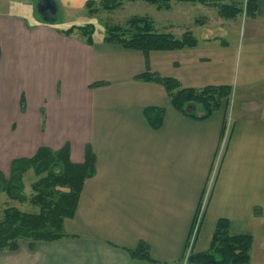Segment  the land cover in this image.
Segmentation results:
<instances>
[{
  "label": "crops",
  "instance_id": "0c3cea01",
  "mask_svg": "<svg viewBox=\"0 0 264 264\" xmlns=\"http://www.w3.org/2000/svg\"><path fill=\"white\" fill-rule=\"evenodd\" d=\"M51 1L57 21L61 9L71 19L97 0ZM252 1L257 20L264 0ZM25 3L0 0L7 7L0 10V176L7 180L13 161L40 148L67 147L70 162L81 165L86 146L95 175L63 222L69 238L32 251L21 243L0 253V264H191L184 256L196 223L191 252L201 254L219 220L229 236L252 237L249 264H264V30L233 49L202 44L145 57L103 40L89 45L77 32L65 36L67 22L57 30L35 9L22 11ZM170 32L179 39L187 30ZM146 60L151 73L183 88L232 87V101L205 121L186 118L163 87L135 80ZM146 110L163 111L159 128ZM139 243L152 263L129 257Z\"/></svg>",
  "mask_w": 264,
  "mask_h": 264
},
{
  "label": "trees",
  "instance_id": "16d2710c",
  "mask_svg": "<svg viewBox=\"0 0 264 264\" xmlns=\"http://www.w3.org/2000/svg\"><path fill=\"white\" fill-rule=\"evenodd\" d=\"M145 3L159 9H169L172 1L187 4L216 6L220 17L234 19L243 11L250 20L256 19L257 4L252 0H143ZM230 4H228V3ZM244 2V3H243ZM119 0H97L86 3L90 17L97 14L98 7L112 11L120 6ZM243 4V5H242ZM105 43L117 44L125 50L139 51L145 57L151 52H167L194 49L198 41L191 33H184L179 39L170 34L157 33L152 28L151 21L146 17H132L127 27L116 25L107 29ZM75 32L87 44H92L94 30L91 26L84 28L70 27L63 32L71 36ZM223 47L226 44L221 41ZM136 81L157 84L165 90L170 104L177 113L195 121H205L219 110L222 105L229 104L233 89L229 86H210L202 89L183 88L179 82L171 78H163L149 71L145 62V73L135 78ZM100 86L94 84L92 87ZM22 109V105H21ZM153 110H146L149 118ZM151 122L154 129L160 127L163 111L155 112ZM32 170L39 180L33 185L34 196L30 204L38 208V213L28 214L14 209H5L0 218V253H15L21 242L27 243L28 249L33 250L36 243H52L69 238L63 231V222L72 219L77 203L86 180L95 175V156L89 146L85 147L84 163L74 165L69 160L67 147L59 151L40 148L31 159L15 160L11 163L8 180L0 176V191H4L13 200L25 202L20 196L22 189L21 177ZM228 223L219 220L213 232L209 249L201 254L189 253L186 262L191 264H249L252 237L234 236L228 234ZM134 261L152 263L149 248L139 243L137 248L127 251Z\"/></svg>",
  "mask_w": 264,
  "mask_h": 264
},
{
  "label": "rangeland",
  "instance_id": "374dc122",
  "mask_svg": "<svg viewBox=\"0 0 264 264\" xmlns=\"http://www.w3.org/2000/svg\"><path fill=\"white\" fill-rule=\"evenodd\" d=\"M120 6L112 11L102 10L98 7L97 14L90 17L87 10L73 11L71 19L69 16H64L63 10L57 16V21L52 24L55 29H63L65 22L71 26L84 28L91 26L94 30L92 35L93 40H104L107 29L116 25L126 28L127 22L132 17H146L151 21L152 28L155 32H162V30H169L167 34L172 32H179L182 28L191 33L192 36L198 41V45L204 44L206 48H225L233 49L237 47L245 38L250 35L253 36L264 30V16L259 19L250 20L246 17L245 12L236 16L234 19H224L220 17L218 9L213 5H200V4H180L182 2L172 1L169 4V9H159L156 6L145 3L143 0H119ZM23 9L28 10L31 14V9H35V16L37 20L42 21L43 16L37 10V0H25ZM228 3V2H227ZM244 3V2H243ZM230 4V3H228ZM243 5V4H242ZM181 7L186 10V13H180L176 8ZM5 5H0V10H6ZM173 13L170 14V10ZM175 11V14H174ZM16 12V10H13ZM171 19V20H170ZM28 20V16H27ZM30 24V20L28 21ZM172 23V24H167ZM186 26V27H185ZM202 27V28H200ZM77 37H81L80 33H76ZM171 35V34H170ZM204 38L214 39L211 44L203 43ZM223 41L226 45L221 46ZM232 101V99H231ZM230 101V102H231ZM8 180V179H7ZM6 180V181H7ZM39 180L32 170H28L21 177L22 189L19 192L25 202L13 200L7 196L4 191H0V218L2 211L5 209H14L23 213L36 214L38 208L30 204V200L34 196L33 185ZM24 244L25 242H21ZM20 243V244H21Z\"/></svg>",
  "mask_w": 264,
  "mask_h": 264
},
{
  "label": "water",
  "instance_id": "95a60500",
  "mask_svg": "<svg viewBox=\"0 0 264 264\" xmlns=\"http://www.w3.org/2000/svg\"><path fill=\"white\" fill-rule=\"evenodd\" d=\"M37 1H38L37 10L43 16V22L50 25L54 24L56 22L54 17L57 12V9L54 6V4L51 2V0H37Z\"/></svg>",
  "mask_w": 264,
  "mask_h": 264
},
{
  "label": "flooded vegetation",
  "instance_id": "af4514ba",
  "mask_svg": "<svg viewBox=\"0 0 264 264\" xmlns=\"http://www.w3.org/2000/svg\"><path fill=\"white\" fill-rule=\"evenodd\" d=\"M48 16H49V14H48Z\"/></svg>",
  "mask_w": 264,
  "mask_h": 264
}]
</instances>
